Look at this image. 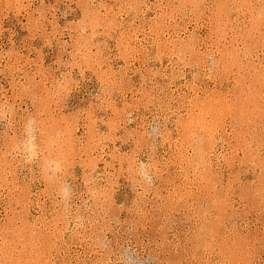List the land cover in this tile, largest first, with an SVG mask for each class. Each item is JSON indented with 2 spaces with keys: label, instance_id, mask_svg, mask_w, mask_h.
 Masks as SVG:
<instances>
[{
  "label": "rangeland",
  "instance_id": "374dc122",
  "mask_svg": "<svg viewBox=\"0 0 264 264\" xmlns=\"http://www.w3.org/2000/svg\"><path fill=\"white\" fill-rule=\"evenodd\" d=\"M0 264H264V0H0Z\"/></svg>",
  "mask_w": 264,
  "mask_h": 264
}]
</instances>
